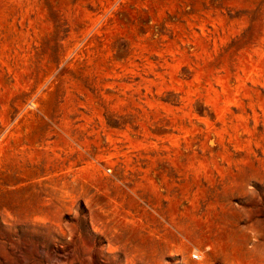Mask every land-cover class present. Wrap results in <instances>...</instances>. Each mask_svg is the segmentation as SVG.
<instances>
[{
  "label": "rangeland",
  "instance_id": "rangeland-1",
  "mask_svg": "<svg viewBox=\"0 0 264 264\" xmlns=\"http://www.w3.org/2000/svg\"><path fill=\"white\" fill-rule=\"evenodd\" d=\"M55 262L264 264V0H0V264Z\"/></svg>",
  "mask_w": 264,
  "mask_h": 264
},
{
  "label": "bare ground",
  "instance_id": "bare-ground-1",
  "mask_svg": "<svg viewBox=\"0 0 264 264\" xmlns=\"http://www.w3.org/2000/svg\"><path fill=\"white\" fill-rule=\"evenodd\" d=\"M40 256V255H39ZM59 257V256H58ZM49 258H51V257H49ZM60 258V257H59ZM54 259L56 260V257H54ZM46 260H48L47 258H46ZM65 260V259H64ZM72 260V259H71ZM27 261V260H26ZM53 261V260H52ZM58 261V260H57ZM28 262V261H27ZM59 262V261H58ZM25 264V263H24ZM55 264H58L57 262H55ZM61 264V263H60Z\"/></svg>",
  "mask_w": 264,
  "mask_h": 264
},
{
  "label": "built area",
  "instance_id": "built-area-1",
  "mask_svg": "<svg viewBox=\"0 0 264 264\" xmlns=\"http://www.w3.org/2000/svg\"><path fill=\"white\" fill-rule=\"evenodd\" d=\"M109 172H111V170H109ZM194 258H195V259H200V257H199L198 254H196V255L194 256Z\"/></svg>",
  "mask_w": 264,
  "mask_h": 264
}]
</instances>
